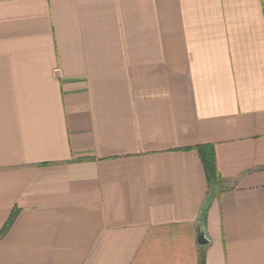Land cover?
<instances>
[{"label":"crops","instance_id":"1","mask_svg":"<svg viewBox=\"0 0 264 264\" xmlns=\"http://www.w3.org/2000/svg\"><path fill=\"white\" fill-rule=\"evenodd\" d=\"M14 210L0 264H264V0H0Z\"/></svg>","mask_w":264,"mask_h":264},{"label":"trees","instance_id":"2","mask_svg":"<svg viewBox=\"0 0 264 264\" xmlns=\"http://www.w3.org/2000/svg\"><path fill=\"white\" fill-rule=\"evenodd\" d=\"M194 149L198 152L201 163L205 170L208 185L210 187H215L221 182L220 173L216 167L215 157H214V148L211 144H203L195 146ZM16 210L12 211L8 220L0 230V238L7 232L10 228L12 221L15 217ZM200 264H204V253H200Z\"/></svg>","mask_w":264,"mask_h":264}]
</instances>
